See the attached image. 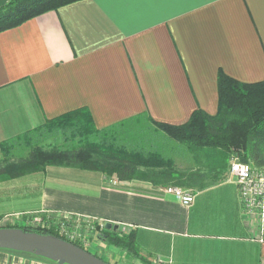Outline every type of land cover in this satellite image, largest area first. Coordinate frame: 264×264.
I'll return each mask as SVG.
<instances>
[{
  "label": "crops",
  "instance_id": "0c3cea01",
  "mask_svg": "<svg viewBox=\"0 0 264 264\" xmlns=\"http://www.w3.org/2000/svg\"><path fill=\"white\" fill-rule=\"evenodd\" d=\"M219 69L264 78V0H74L0 30V142L79 107L96 128L139 115L178 124L195 108L213 114ZM0 193V216L79 215L111 263L264 264V207L243 209L228 168L189 205L148 179L53 164L1 175ZM105 221L116 230L102 231ZM115 231L134 245L113 243ZM0 264L60 263L0 248Z\"/></svg>",
  "mask_w": 264,
  "mask_h": 264
},
{
  "label": "trees",
  "instance_id": "16d2710c",
  "mask_svg": "<svg viewBox=\"0 0 264 264\" xmlns=\"http://www.w3.org/2000/svg\"><path fill=\"white\" fill-rule=\"evenodd\" d=\"M72 1L11 0L0 7V30ZM61 137L65 141H58ZM160 139L182 145L189 154L191 167L180 168L174 156L158 144ZM19 143L27 152L13 158L11 151ZM0 149L4 161L0 176L14 177L47 164L66 165L115 173L120 179H148L164 187L179 185L194 192L223 178L232 155L254 168L264 169V78L243 81L219 69L216 111L209 114L195 108L186 121L178 124L139 115L131 121L96 128L88 110L79 107L46 119L11 140L1 141ZM0 226L60 236L41 227ZM101 230L108 231L104 227ZM107 236L118 246L130 249L134 245L129 234L115 231Z\"/></svg>",
  "mask_w": 264,
  "mask_h": 264
},
{
  "label": "water",
  "instance_id": "95a60500",
  "mask_svg": "<svg viewBox=\"0 0 264 264\" xmlns=\"http://www.w3.org/2000/svg\"><path fill=\"white\" fill-rule=\"evenodd\" d=\"M109 221L103 227L116 230ZM0 248L34 253L60 264H112L89 250L51 233H41L16 226H0Z\"/></svg>",
  "mask_w": 264,
  "mask_h": 264
},
{
  "label": "built area",
  "instance_id": "2783aa9c",
  "mask_svg": "<svg viewBox=\"0 0 264 264\" xmlns=\"http://www.w3.org/2000/svg\"><path fill=\"white\" fill-rule=\"evenodd\" d=\"M228 174L232 176L237 183L243 209L247 212L262 213L264 207V170L254 168L248 162L241 161L235 155H232L229 158ZM164 190L174 194L184 205H189L194 197V192L192 190L179 185H167L164 187ZM47 214H54L55 217L57 216L59 219L58 227L67 231V236L59 234L60 237L69 241H75L71 237L77 233L79 239L86 242L87 237H85V232H83L84 224H81L80 220L75 217L73 219L71 214L61 215L59 218V215H56L57 213H55V211L46 212V219ZM55 217L53 219H55ZM70 220H76V225L79 226V229L75 230L76 226H74V229H70L69 231L67 227L70 226L68 225ZM37 222L44 224V220L41 218H39ZM45 222L48 223L49 220ZM100 226H103L102 223ZM85 227H89L88 224H85ZM90 228L93 229L94 226Z\"/></svg>",
  "mask_w": 264,
  "mask_h": 264
},
{
  "label": "rangeland",
  "instance_id": "374dc122",
  "mask_svg": "<svg viewBox=\"0 0 264 264\" xmlns=\"http://www.w3.org/2000/svg\"><path fill=\"white\" fill-rule=\"evenodd\" d=\"M58 141H65V139L58 138ZM159 138L156 139V141H158ZM160 144L164 150L169 153L170 155L174 156L176 164L178 166L183 167L182 165H185V163L187 162V159H189V154L188 152L182 148V145H175L174 142H170L169 144H167L164 139H160V142L158 143ZM19 149H20V153L21 155L25 154L27 152V149L24 147V145L22 143H19ZM184 150L185 152H182L180 150ZM181 162V163H177V162ZM264 170V169H263ZM2 194L0 193V196ZM48 213L50 211H42V210H36V211H29V212H23V213H8L6 215L0 216V225L1 224H21V225H25V226H30V227H41V228H46L49 229L55 233L58 234H62L63 236H67V231L62 230L60 227H58V217L54 216V214H47V219L45 216V213ZM56 215H59V218L61 217V215H65V214H70V213H64V212H56ZM73 219L74 217L77 218L79 220V215L76 214H71ZM55 217V219H53ZM41 218L42 220H44V224H40L38 221V219ZM51 219V220H50ZM46 220H49V222H45ZM61 220V219H60ZM70 223H68V225H70L69 227H67V229H74L73 227L76 226V229H79V226L76 225L77 221L76 220H70ZM81 224L83 225V232H85V237H87L86 242H83L79 239V235H77V233L75 235H73V240L77 241L78 243H80L84 248L88 249L90 252H93L95 254H97L98 256H100L102 259L104 260H108L110 261V259H107L105 257V255H101V252H99L97 250V248L95 246H93L92 243V239L91 238V232L95 229V227L92 229L90 227H93V225L91 223H89L90 225H88L89 227H85L86 223H83V221H80ZM99 228V227H98Z\"/></svg>",
  "mask_w": 264,
  "mask_h": 264
}]
</instances>
